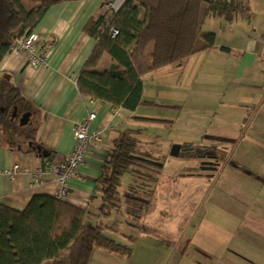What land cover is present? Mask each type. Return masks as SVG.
<instances>
[{
    "label": "crops",
    "instance_id": "obj_1",
    "mask_svg": "<svg viewBox=\"0 0 264 264\" xmlns=\"http://www.w3.org/2000/svg\"><path fill=\"white\" fill-rule=\"evenodd\" d=\"M225 1L232 4L231 18L211 14L202 25L215 34V46L182 65L168 64L144 74L141 102L134 110L114 107L77 87L96 45L85 25L103 14L105 6L99 0L51 6L34 29L36 52H47V67H29L23 50L9 52L0 63V83L9 85L0 93V112L10 110L6 94L14 87L32 109L26 129H35L34 142L51 156L29 151L31 140L25 135L0 132V204L21 211L35 195L53 196L58 187L54 169L74 145L75 125L94 109L90 129L101 130V138L89 146L70 180L68 203L85 212L86 224L102 222L105 232L129 251L94 248L88 264H264V0ZM230 53H236L232 63L214 62ZM99 62L93 69L103 72L113 60L103 53ZM198 86L205 90L193 97ZM13 108L8 115L19 123L21 116ZM186 108L194 112L187 116ZM160 127L167 130L166 138L146 136ZM178 130L186 138L181 146L191 150L185 158L195 157L200 165L211 160L215 168L179 172L172 181L171 175H154L156 187L146 186L150 194L138 192L149 198V205L136 221L124 210L99 215L96 179L114 140L130 133L141 151L161 161V172L164 163L150 150L161 149V141ZM15 163L21 170L12 174L8 171ZM134 180L124 179L120 191H127Z\"/></svg>",
    "mask_w": 264,
    "mask_h": 264
},
{
    "label": "trees",
    "instance_id": "obj_2",
    "mask_svg": "<svg viewBox=\"0 0 264 264\" xmlns=\"http://www.w3.org/2000/svg\"><path fill=\"white\" fill-rule=\"evenodd\" d=\"M64 1L71 0H0V63L16 40L34 31L51 6ZM99 1L106 7L112 0ZM231 8L225 0H124L117 11L106 8L85 25L96 45L77 77L79 91L114 107L134 110L141 102L142 76L164 65H182L191 55L214 47L215 34L204 31L203 22L211 14L230 19ZM111 27L117 29L115 36L110 34ZM103 53L113 63L106 71L94 70ZM6 87L1 82L0 93ZM6 96L9 113L15 106L17 117L31 114L29 102L14 87L10 86ZM8 112H0V132L25 135L36 143L35 129L20 126ZM155 161L158 158L141 151L130 133L114 140L96 179L99 215L124 210L139 219L149 198L138 192L150 194L146 186H153V176L161 169ZM127 173L137 175L138 180L121 192ZM84 217L83 210L54 195H35L21 211L0 204V264H88L94 248L120 254L129 251L105 232L102 222L86 224Z\"/></svg>",
    "mask_w": 264,
    "mask_h": 264
},
{
    "label": "built area",
    "instance_id": "obj_3",
    "mask_svg": "<svg viewBox=\"0 0 264 264\" xmlns=\"http://www.w3.org/2000/svg\"><path fill=\"white\" fill-rule=\"evenodd\" d=\"M123 1L124 0H112L105 8H110L114 11H117L122 5ZM110 34L111 36H115L117 34V29L111 27ZM37 39L38 34L33 31L27 37L16 40L11 49V51L14 52L20 50L25 51L28 54L27 65L36 70L47 67V52H36ZM95 118V110H87L86 116L74 127V145L72 149L67 154L64 161L60 162L54 169V173L58 179V187L53 195L60 201L68 202L71 196V188L69 184L70 180L78 174V169L84 163L89 146L96 145L100 141L101 130L90 129V123ZM45 165L46 168H49V161H46ZM20 170L21 167L15 163L8 172L14 174ZM33 175L34 182L37 184L41 183L38 169L34 170Z\"/></svg>",
    "mask_w": 264,
    "mask_h": 264
},
{
    "label": "rangeland",
    "instance_id": "obj_4",
    "mask_svg": "<svg viewBox=\"0 0 264 264\" xmlns=\"http://www.w3.org/2000/svg\"><path fill=\"white\" fill-rule=\"evenodd\" d=\"M258 19V17L256 18ZM259 20V19H258ZM204 23V22H203ZM214 24H216L217 28H218V22H214ZM208 25L209 23L206 22L205 23V26H204V29L208 28ZM225 56H221V58H214V62H217L218 64L219 63H223V64H226V63H232L234 60H235V56H236V53H230V54H224ZM101 59V57H100ZM100 59L98 60L96 66L100 63ZM227 69L224 67L223 71H226ZM204 73H206V70H203L200 77L203 78L205 77L204 76ZM198 73L196 74V77H197ZM204 87H199L194 89L193 91L196 92L195 95L193 97H196V96H200L201 92H204ZM186 100V98H185ZM194 102L196 101L195 99H193ZM193 103V102H192ZM192 103H188V104H192ZM187 109V116H190L191 113L194 112V109L193 108H186ZM199 110V108H198ZM149 127V126H148ZM181 130H178V131H175V133L171 134V138H167L168 140L166 139H163L161 142L163 143L162 145V148L160 149L158 147V151L154 150H150L153 152V154H155L156 156H159L160 159L162 160V162L164 163V166L162 167V170L159 174H156V175H161V176H167V175H171V181H172V176L174 174H186V173H189V172H201V165L200 163H197V158L195 157H189V158H185L187 153L190 152L191 150H184L182 151L178 156H172L169 154V150H164V148H170L173 144H179V145H182L185 141V134L184 132L180 133ZM152 136V135H155V136H163V138H166L168 136V132L167 130H163L161 129H151V130H148V132H146V136ZM171 142V146L169 145ZM154 145V144H153ZM152 145V146H153ZM155 148V147H153ZM183 148H187V147H183ZM159 160V159H158ZM160 161V160H159ZM161 162V161H160ZM207 171H210V169H207ZM138 176H132L130 173H127L123 176V179H126V178H129V179H135V180H138L137 178ZM138 184H141L139 181H137ZM151 183V182H150ZM153 187H156L157 185V180L154 181V183H152ZM171 185L175 186V187H180L179 184H175L174 182H171ZM132 221H136L135 219H132ZM93 262H91L90 264H92Z\"/></svg>",
    "mask_w": 264,
    "mask_h": 264
},
{
    "label": "water",
    "instance_id": "obj_5",
    "mask_svg": "<svg viewBox=\"0 0 264 264\" xmlns=\"http://www.w3.org/2000/svg\"><path fill=\"white\" fill-rule=\"evenodd\" d=\"M30 117V113L29 112H25L21 115V117L19 118V125L24 126L27 124L28 120ZM28 145L31 147V149L35 150L37 152V155L40 157H48L49 156V151L47 149H45L44 147L40 146L39 144H32V141L28 142ZM187 150L186 148H183L181 145L179 144H173L170 147V151L169 154L172 156H178L180 151H184ZM156 163H160L158 161H155ZM161 164V163H160ZM201 168L204 170L207 169H214V163L211 160H202L201 161Z\"/></svg>",
    "mask_w": 264,
    "mask_h": 264
}]
</instances>
